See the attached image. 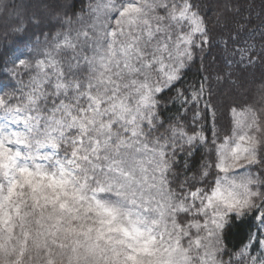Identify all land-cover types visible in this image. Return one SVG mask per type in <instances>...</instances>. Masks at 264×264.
<instances>
[{"label": "snow or ice", "instance_id": "snow-or-ice-1", "mask_svg": "<svg viewBox=\"0 0 264 264\" xmlns=\"http://www.w3.org/2000/svg\"><path fill=\"white\" fill-rule=\"evenodd\" d=\"M29 7L0 0L18 50L0 61V264H264V81L252 103L184 87L212 47L196 0Z\"/></svg>", "mask_w": 264, "mask_h": 264}, {"label": "trees", "instance_id": "trees-1", "mask_svg": "<svg viewBox=\"0 0 264 264\" xmlns=\"http://www.w3.org/2000/svg\"><path fill=\"white\" fill-rule=\"evenodd\" d=\"M7 3L14 5H31L27 10L29 12L35 9L36 0H6ZM63 3L74 4L75 7L71 12L79 13L81 7H86L88 0H61ZM197 6L207 21V27L212 37V47L210 50L206 48L205 54H198L196 63L192 65L188 71L185 80L182 81L184 87H190L192 84L197 86L204 78L206 87V98L208 85H211L212 99L218 103H252L259 99L258 88L259 82L264 81V39L261 34L264 33V0H196ZM71 12L69 13L71 15ZM14 12L11 10L0 8V61L8 60L13 53L17 52L16 46L13 44L14 37L9 35L7 39L4 37L5 28L10 27L14 23ZM227 21V27L224 22ZM53 23L55 21L53 20ZM45 31L47 27L45 25ZM237 31L240 32L238 41L229 42V47L225 49L224 42L228 40L229 34L236 36ZM28 36L35 40L36 37L28 33ZM43 40V36H40ZM251 46L254 64L249 65L247 60L243 64L237 65L233 60H239V53L232 56L234 49ZM32 44L22 47L19 51L29 52ZM207 69V71H204ZM227 82L219 81L218 74L227 75ZM210 77V79H209ZM29 75L26 70L12 79L13 84H19L23 81L27 84ZM0 82L8 84V78L0 77ZM174 93L169 94V96ZM168 102L162 103L164 117H177V111L181 114L184 110L180 108L179 102L175 106L171 100L166 97ZM203 107V105H201ZM187 121L191 124L192 112L187 113ZM252 221L245 223H233L226 230V241L229 250L238 248L242 241H245L250 231ZM252 255H258L256 250L252 251ZM227 256L224 257L226 261Z\"/></svg>", "mask_w": 264, "mask_h": 264}]
</instances>
